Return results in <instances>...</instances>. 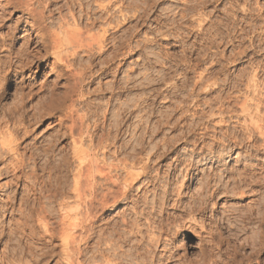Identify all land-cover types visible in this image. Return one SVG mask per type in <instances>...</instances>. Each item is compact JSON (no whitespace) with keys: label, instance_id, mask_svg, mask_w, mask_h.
Returning <instances> with one entry per match:
<instances>
[{"label":"bare ground","instance_id":"obj_1","mask_svg":"<svg viewBox=\"0 0 264 264\" xmlns=\"http://www.w3.org/2000/svg\"><path fill=\"white\" fill-rule=\"evenodd\" d=\"M132 1L134 0H128V1L126 0H66L63 5L61 4L58 5L57 4L58 0H46V1L0 0V179L5 177H7L8 179L6 182H4L5 183L4 187L6 188L5 190H3L4 193L6 192L5 194L6 198H3L5 199L2 200L3 205L2 206L0 205V245L2 246L4 245L6 248V250L1 249L0 251V264H37V262L40 263L44 262L46 264L50 257L53 258L56 257L55 264H85L86 261H91L95 264L96 262L97 264H167V263H171L172 261L171 259L175 256L174 250H171L173 249L172 243H173V239H175V236L181 235L182 227L190 230L194 229V225H192L194 221L193 222L191 221L192 223L191 222L185 223L184 221L183 222L180 221L181 223L177 224V227L174 228V230H171L172 222L176 223L178 218L176 215L166 212L167 211L166 204L168 202L169 197L174 195L178 197L181 196L180 189L175 187H170V184H172L174 181L176 182L180 181L178 180V177L179 176L181 177V175L183 177L186 174L189 176L190 171L192 169V166H190V164H192L193 162L189 163L188 165L189 167L183 165L182 168L184 170L183 171L180 170V175L178 174L179 175L178 176L176 174V170L179 164L181 163V161H179V163L177 164L178 166L175 165V168H173L175 172L171 173L169 171L165 177L162 175L164 177V180H162L163 184L161 187V191L155 194L156 196L152 195L154 201L152 202L150 200L151 198L149 200L147 199L148 198L147 194L150 191L149 187L150 186L154 187L155 184L152 174L153 172H155L156 169L154 164L151 163L156 161L155 165L157 164L159 165V162L161 163V161L167 158V155L169 153L173 152V150H171L170 148V145H168V141L170 139L162 142H157L156 140L155 142H152V140H150V137L154 136L153 133L158 134L161 131L163 132L162 129L165 127L166 124H168L169 117L166 119L167 116L164 118V115H162L163 113L165 114V112L163 111L161 115L158 112V115H160V117L155 116L156 120L154 121L156 122V124L151 122L153 113L152 112L149 113V111L151 107L150 104L152 102L150 103L148 101L150 104L147 102L148 100L146 96L147 93L145 92L146 95L145 94L144 95L146 97L143 96L144 97L143 101L140 99L142 102H140L139 105L133 104L134 106L131 107L127 106L124 112H122L121 110H120L121 112H119L118 110L119 108L117 109L118 112L117 110L115 111L116 107L112 105L111 108L109 109L107 108V110L103 111L104 113L100 121L97 120L92 121L94 118L93 119L90 118V111H89L90 109L88 110L86 107L88 106L87 104L89 103L88 98L83 99L84 92L82 91V88L85 84L84 73L77 69L78 67L77 64H79V60H77L78 56H77V51H75L76 49L75 47L86 45L90 48V51H92L90 45H92L93 42L98 46L97 47L98 49L97 48L95 49L101 52L102 49L104 50L107 43L109 44L110 42H113V44L115 45L117 44L118 40H116L115 37L116 35L114 36L115 32L109 31L110 29H108L109 27L108 26L107 28H103L100 34L91 35L92 33L91 34L89 33L91 36L88 35V37H86L83 36L84 35L83 32L79 29L75 30L73 27L72 28L74 30L66 29V27L63 26V24L64 21L65 22L67 21V19L65 20V18L60 15L57 17L58 19L57 24L58 27L61 28L63 26L65 28L64 35L66 37L65 41H67L66 45L67 43H69L72 46L71 47L72 50H71L69 48L67 49V47L64 46L65 43V41H63L64 38L61 39L63 43L62 41L59 42L61 38L59 36V32H58L59 30L56 32V30L54 29V26L56 24L54 14L56 12L62 14L63 7L67 8V10L69 11L70 14L68 18L72 20L71 22L74 23L75 25H77L80 22H84V25L86 26V30H88L87 28L88 26L90 29V26L91 27L93 25L95 26L96 22L100 23L99 21H101L102 24L106 23L107 25H111V23H113V21L116 20L115 17L118 16V14L124 16L123 22L126 21L125 23L126 25H128L127 23H129V20L133 17L129 15L130 13L128 14L122 12L125 9L129 10L132 8V6L134 5L132 4ZM204 1L206 2V0ZM148 4L149 3H147V5ZM189 4H191V2H189ZM199 5H200V1H199ZM198 6H196L195 8H197ZM249 7L246 6L245 3L243 4L237 2V0L232 3V8H235L234 11L242 14L241 18L238 17L240 20L239 22L241 23L240 25L245 23V25L249 27L254 26L255 28H257L258 26L256 27L255 21H258L261 17V19L264 22V10L261 7L259 8L257 6L259 10H257L256 13H254L255 10L253 11V9ZM77 8L78 10H76ZM134 9L132 8V10ZM140 9L142 10L141 7ZM147 10L148 7H145L143 9L142 14L144 15L142 19L140 18L142 23L144 21V17L147 15V13L150 12V11L147 12ZM226 10H228V8ZM13 12L18 13L16 15L17 16L16 18L15 17L12 18ZM134 13L136 14V12ZM200 14L195 13V15L198 16V18H200ZM233 14L234 17L232 16L231 17L233 19H236L235 18L236 13ZM186 15L184 13V15H182V18L184 19V16L186 17ZM195 15L194 16L191 15L192 18L194 17V19H192L194 21H196V19L198 20L197 17L195 18ZM139 16H141V14ZM180 16H178V18H173V14H172V18L175 20L179 19ZM226 16H228V14L225 15V17ZM182 18L180 17L181 21ZM134 20H137V18L135 17ZM236 20L234 21L232 20L233 23ZM134 23L136 24V21ZM172 25H175L174 22L172 23ZM116 26L119 27L118 22L114 23L112 27L114 28ZM261 26H259V28H261ZM241 27H239L238 29L239 31L241 29L240 33L243 31V28ZM211 28H213V25L212 27H210V29ZM255 28H253V30ZM129 29H130V25H128V27L124 29L125 31L123 30L124 33L122 34H125V32L130 31ZM214 29L216 31L214 34H218L219 33L218 25ZM21 30H24V32L22 31L23 34L21 35L20 33L19 35V32ZM83 31L85 30L83 29ZM261 31L262 30H260V33ZM174 32L177 33V31H173L172 33ZM183 32L184 30L182 31V33ZM118 37L119 39H123L122 36L121 37L118 36ZM83 38L85 39L84 42H83L84 40ZM211 38L213 39V37ZM130 40H131V36H130V32H128L126 33L125 40H123V42L124 41L127 42L126 44L127 56L132 52V49L130 47L131 46ZM204 40L206 41V39ZM226 41L228 40L226 39ZM251 42L253 43V41ZM251 42L249 47L254 49L255 46L251 44ZM76 43L78 44L76 45ZM117 45H119V43ZM135 47L136 46H134V48ZM240 48L238 49L232 48L231 56L233 57L235 56L239 57V55L243 56V54L245 53V49H240ZM246 50L248 49L246 48ZM262 50H264V48H262L260 51ZM263 60L261 61L263 62ZM37 63H42V64L44 63L47 64V66L49 65L51 68L49 70L50 72L48 75L56 74L57 77H60L64 81V85L63 83L61 84L64 87V91L61 95L63 100L66 99L67 104L64 107V112L59 116L57 124L60 127V129L56 134L57 138L54 139L58 140L62 137L69 139V141L63 144L62 147L59 148L58 150H56L55 144L53 143L50 144V142H47L49 144L45 145L44 146L45 148H40L29 144H25L24 146L22 145L23 141L26 138H28L30 135L31 132L30 129H32L29 128L31 126V120L35 121L36 118H38L37 117L38 114L40 113L39 112L40 110L38 111L39 113L35 112L36 114L33 112L29 113V109H26L27 107L25 108L24 106L26 104L24 102V99L27 98L24 96L28 95V97L31 98L33 96V93L31 92L33 90L31 91L27 89L26 91L28 93L24 91L25 94L24 92H20L21 93L20 94L18 92L19 90H17V88L15 87L14 89H16L17 91L13 89V91H16V94L14 92L13 93L16 96L20 95V97L18 96L19 98H17L12 93V95L15 96L13 102H11L10 104L2 103V101L6 99L5 97L7 96L9 89H11L12 86L11 84L15 81V77L26 70H31L34 67V65L35 67H37ZM260 63L255 62L254 66H252L253 65L252 63L251 66L253 68L252 70H250L247 76H244L246 74L245 73L234 77L232 76L228 78L230 79L229 81H227L226 79L225 80L222 79L223 83L227 82L228 87L227 86L226 87L228 89L227 88L226 89L232 91L228 92L225 89L227 92H224L223 94H219L223 90L222 91L220 90L221 92H218V94L215 91L217 97L215 96L216 97L215 98L213 95L214 99L213 97H210L209 102L202 100L205 96L203 98H200L201 94L199 93L203 88L205 90V87L207 88V86H209L210 83H213L212 89L213 87L217 86L214 85L217 81L216 78L217 76L214 77L215 70L214 72L212 71L211 73H209L210 75L207 73L209 76L203 75L202 74L203 72L200 73L199 75L197 74L198 78L196 81L187 80L188 82L193 81L192 83L193 92L197 88L201 90H199L200 92L198 91L197 93L196 92L192 93L191 91L190 94L194 96V98L191 100L192 101L191 104L184 103L182 106H180L179 109L181 110V112H179V116L177 117L176 115L174 121L172 120L171 122H173L172 125H179L180 121L187 118V115H185L184 112L190 111V107L191 109L192 107H194L192 110L193 112L190 115L191 117H193L192 118L193 121L192 122L190 121V123H185L189 125L188 127H190V129L188 130L189 133H192L197 128L200 129V132L198 131L199 133L197 137L190 140L191 141L190 144H192L193 146V149L191 147L192 149L191 152L195 151V149L199 150L200 152L206 149L208 150L207 152H209V154H215V152L219 148L224 149V147L233 145L230 149H232L233 147L251 148L256 152L264 153V63L261 64ZM103 70H106L105 67L101 69V72ZM20 76L22 77V75ZM162 77L163 76H161V78ZM92 80L93 78L88 82L91 83ZM218 81L220 80L218 79ZM44 84L43 86H45ZM48 84H46L47 87L46 86L45 87L48 89L50 96L51 95L54 96L53 94H55L56 87L55 85H48ZM27 88L30 87L27 86ZM31 88H32V83H31ZM184 88L186 89V87ZM184 88L183 90L181 91L179 90V91L180 92L184 91L185 90ZM36 89L39 90V87ZM157 89L154 91H157ZM210 90L211 89H209V91ZM17 92L19 93L18 95ZM149 92L152 93L151 91ZM149 92H148L149 99L152 96L157 95L156 93L150 94ZM204 92L202 91V93ZM117 93L119 92L117 91ZM205 94L207 93L205 92ZM188 95L189 94L185 95L183 99L190 101V99H188L189 97H187ZM108 99H111V97ZM56 102L58 103V101ZM144 102H146V104H144ZM174 110H175V106H174ZM101 114L102 113H100V115ZM39 116H41V113L39 114ZM185 124H181L182 127H185ZM152 127L157 128V130L151 132L150 129ZM136 131L140 133L138 134L137 137L135 136L133 138L132 135H134L133 133L134 132L136 133ZM183 131L184 130H182V132ZM187 132L185 131L183 133V136L180 135L181 138H183L182 141H180L181 143L182 142L188 143L187 136H185ZM206 138H211L212 142L210 144H207V142H204ZM199 145L201 146L199 147ZM161 147H163L162 148L163 150L159 151V148ZM39 157L42 158L44 157V160L42 159L43 163L41 162L42 164L41 163L39 164V159H40ZM163 165L164 164L162 162V164H160V167ZM48 168L51 171L55 170L59 172V175L58 176L56 175L57 176L56 179L52 182L50 180H45L43 178L42 179L40 178L42 177V174H40L39 171L42 172L47 171L50 173ZM158 168L159 166L157 167V169ZM2 184L3 183H1V185ZM1 185H0V190H2L3 188V186L1 188ZM135 189H136V193L133 195L132 193ZM205 192L208 191L206 190L202 192L204 195L200 194L202 195L203 198L204 197L211 198L214 197L215 195V190L210 191L209 194ZM121 201H125V202L131 201L132 203L130 212L126 214V216L123 217L120 221V224L125 225V227H127L128 230L123 229L122 231L121 228L117 227L119 229L117 230L115 229V231L113 232L116 235L115 236L116 238L113 243L115 247L114 252L112 251L113 254L106 255V251L104 248H100L96 250L97 255H94L95 251L93 252V250L92 252L94 254L92 255L89 254V249L91 245V244L89 245V242H91V240H93V238L97 236L99 232L96 229V225H95L100 217L99 214H101V212L103 213V211L106 210V208L109 205H117ZM178 203H179V199L175 201L174 206L176 207ZM200 209L202 210L204 209V207L202 206L200 207ZM7 213L10 214V217L7 219L8 223H6ZM17 214H19L18 216L20 220L18 219L15 220V218H13V216ZM125 231L128 232L126 235L124 234ZM18 233L20 234V236H18L19 235ZM14 236L18 237L16 240L17 245L15 244L16 246L9 247L11 246L12 243L11 241L14 240L13 239ZM29 237L48 238L49 242L48 243L44 242L45 244L43 245V247L36 248L34 244H31L33 242H29V243L27 242V238ZM41 240L39 241L41 242ZM39 241L37 243H40ZM54 241H59V242L57 244H53ZM261 242L263 243V238ZM124 243L129 246L126 252L124 251V249L122 250L123 247L122 244ZM57 249L59 250L56 251ZM25 256H28V258L30 257L29 259L31 260V262H29L30 261L29 259L26 262L27 259ZM36 260L38 261L36 262Z\"/></svg>","mask_w":264,"mask_h":264},{"label":"rangeland","instance_id":"obj_2","mask_svg":"<svg viewBox=\"0 0 264 264\" xmlns=\"http://www.w3.org/2000/svg\"><path fill=\"white\" fill-rule=\"evenodd\" d=\"M44 1H46V0H44ZM65 1L66 0H58L57 4L63 5L65 3ZM126 1H128V0H126ZM137 1H139V2H137ZM147 1H150V2H147ZM199 1H200V5H199ZM234 1H236V0H232V1L231 0H217V2H216V0H206V2L204 0L203 1L202 0H198V1L193 0V2H192V0H190V1L181 0V2H180V0H153V1L152 0H143V2L145 3L144 4L142 2V0H134V1H132V4H134L132 6V8L134 9V7H135V9L134 10H132V8L129 10L125 9L122 12V13H128V14L130 13L129 15L133 17L129 20V23H127L128 25H130V29H129L130 31L125 32V34H122V33H124V31H125L124 29H126L128 27V25H126V23H125L126 21L123 22L124 16L121 14H118V16L115 17L116 20H114L113 23H111V25L113 26L114 23L118 22L119 27L116 26L113 28L111 25H107L106 23L102 24L101 21H99L100 23L96 22L95 26L94 25L92 27L90 26V29L88 26L87 27L88 30H86V26L84 25V22H80L77 25L72 23L71 22L72 20H70L68 18L70 13L67 10V8H65V7H63L64 9L62 8V11H63V12L61 11L62 14H59L58 12H56L54 14L55 15V21H56L54 29L56 30V32L59 30L58 31L59 36L61 37L59 42H61L62 41L61 39H63V38H64L63 41L66 40L65 39L66 37L64 35V29H65L64 27H66V29H68V30H70V29L72 30L73 28L75 30L79 29L83 32V34H84L83 36L88 37V35L91 36V35L100 34L102 32L103 28H107L109 26L108 27V29H110L109 31L115 32L114 36L116 35L115 36L116 40H118L117 44L119 43V45H120V47H119V45H117V44L115 45V44H113V42H110L109 44L107 43L104 50L102 49L101 52L95 49L98 46L93 42H92V45H90L92 51H90V48L86 45H84V46L82 45L83 47L82 46H80V47L76 46L75 47L76 48L75 51H77V56L78 57L80 56L79 58L77 57V60H79V64H77L78 67L77 66L76 67L79 71H82L84 73V79H85V84L82 88V91L84 92L83 99L88 98L89 103L87 104L88 106H86V107L88 110L90 109L89 110L90 111V118H92V119L94 118L93 120L91 119L92 121H96V120L100 121V119H102V116L104 113L103 111L107 110V108L108 109L111 108L112 105L114 107H116L115 111L119 108L118 109L119 112H121V111L124 112V110L127 108V106L131 107L134 105H139V103L142 102L144 100L143 98L146 96L148 99L147 102L148 101L150 103L152 102L151 104L148 102L151 106L149 113H151V112L153 113V117L151 119V122L156 124V122L154 120H156V117H160V115L163 113V111L166 114V115L164 113L162 114V115H164V118L166 116H167L166 119L169 117L168 118L169 121L167 120L168 124H166L167 126L165 125V127L162 129L163 132L161 131L158 134L153 133L154 136H151L152 138L150 137V140H152V142H155V140L157 142H162V141L170 139L168 141V145H170V148H171V150H173V152L169 153L167 155V158H165L163 161H161V163L159 162V165L158 164L155 165L156 161L151 163V164H154L155 169H156L155 172H153V174H152L155 184H154V187L153 186L149 187L150 191L147 194L148 195L147 199L149 200L151 198L150 200L152 202L154 201L153 196H156L155 194H157L161 191V187L163 184L162 180H164V177L167 175V173L169 171L171 173L175 172L173 168H175V165L178 166L177 164L179 163V161H181L180 164H182V165L179 164V166H178L179 170H178V168L176 170L177 175L178 174L180 175V170H182V171L184 170L182 168L183 165L188 166L190 162L191 163L193 162L192 164H190V166H192V169L190 171L189 176L187 174L185 175L186 177L185 176L183 177L182 175L180 177L178 175L179 176L178 180H180V181H177V182L174 181L172 183L173 185L170 184V187H175V188L180 189L181 196H179L180 198L176 195L169 197L168 202L166 204V208H167L166 212L172 213L173 215H176L178 218L176 223L172 222L171 230H174V228L177 227V224H180L183 221L185 223L194 221L193 223L191 222L192 225H194V229L190 230V229L182 227L181 235L175 236V239H173V243H172L173 249H171V250H174L175 256L171 259L172 260L171 263H167V264H201V263L202 264H264V153L256 152L255 150H252L251 148H241V147L240 148L239 147L234 148L233 147L232 149H230L233 145H230L228 147H224V149L219 148L220 150L218 149L215 152V154H209V152H207L208 150H206V149H204L202 152H200L197 149H195V151L191 152L193 149V146H192V144H190L191 143L190 140L197 137L198 133L200 132V129L197 128L192 133H189L188 130L190 129V127H188L189 125H187L185 123H190V121L191 122L193 121V119H192L193 117H191L190 115L193 112L192 110L194 107H192V109L190 107V111L184 112V114L187 115V118L182 120L183 123H182V121H180L179 125H172L173 122H171L172 120L174 121V119L176 118V115H177V117L179 116V112H181V110L179 109L180 106H182L184 103L185 104L186 103L191 104V102H192L191 100L194 98V96L192 94H190L192 91V88H193L192 83H193V81L197 80L198 75L200 73L203 72L202 73L203 75H208L209 73H211L212 71L214 72V70H215V72H214L215 76L214 77L217 76L216 77L217 81H218V79L220 80V81H218L219 83L216 81V83L214 84V85H217L218 87L217 86L213 87V89H212L213 83H210L209 86H207V88L205 87V90H204V88L202 90L197 88L194 92L192 91V93H195V92L197 93L199 90H201V92L199 91L200 92L199 94H201L200 98H203L205 96L204 98H207V99L203 98L202 100L209 102L210 97H213V95H214V97L215 96L217 97L218 92H221L222 90L223 91L219 94H223L224 92H227V91L228 92L232 91V90H227L228 89L227 88L228 87L227 82L223 83L222 79L223 80L226 79L227 81H229L230 79H228V78H230L232 76L234 77L237 75L245 74V73L246 74L244 76H247L248 73L250 72V70H252V68H253L252 66H254L255 62L256 63H260V62L264 63V60H263L264 50L260 51L262 48H264V37H263L264 36V28H262V27H264L263 26L264 22L260 17V19L258 21H255L256 27L258 26L257 28H255L254 26L249 27V26L245 25V23L240 25L241 23L239 22L240 21L239 18L242 17V14L234 11L235 8H232V3ZM189 2H191L192 6H191V4H189ZM237 2H240L243 4L245 3V5L248 7L250 6L249 8L253 9V11L255 10L254 13H256L260 7L264 10V4H263L264 0H262V1L261 0H241V1L237 0ZM147 3H149V4L147 5ZM186 5H188V6H186ZM196 6H198V7L195 8ZM257 6L259 8H257ZM140 7L142 8V10L140 9ZM145 7H148L147 12H149V11L150 12L149 13L146 12L147 13V15L145 16L146 18L144 17V21L142 23L141 19L144 15L142 13H143V9ZM223 7H224V9H223ZM187 8H188V10H187ZM227 8H228V10H226ZM76 10H78V8ZM138 10H139V12H138ZM130 11H132V12H130ZM134 12H136V14ZM182 12H183V14H182ZM200 12H201V14H200ZM232 12L236 13L238 15L237 16L235 14V16H236L235 18L238 20L232 18V17H234V14ZM133 13H134V15H133ZM184 13H185V15L188 13L186 15V17L187 16L188 17L186 18L184 16V19H183L182 15H184ZM195 13H199L201 19L198 18V16H196ZM226 13L228 14V16L225 17V15H227ZM17 14H18L17 12H15V13L13 12L12 18H14V17L16 18ZM140 14H141V16H139ZM172 14H173V18H178V16H180V14H181L180 17L182 18V21H181L180 17H179V19H176V20L173 19ZM60 15L62 17H64L65 20L67 19L66 22L68 23L67 24L64 21V24H63L64 27L62 26L61 27L62 29L60 27H58V24H57V21H58L57 17ZM170 15H171V18H170ZM191 15L192 16L195 15V18L197 17L198 20L197 19H196V21L192 20V19H194V17L192 18ZM135 17L137 18V20H134ZM221 17H222V19H221ZM228 17H230V18H228ZM154 18H156L157 20ZM189 19H191V20H189ZM224 19H226L227 21ZM184 20H185V22H184ZM232 20L233 21L236 20L239 24L236 21L233 23ZM135 21H136V24L134 23ZM199 21H200V23H199ZM228 21H229V23H228ZM173 22L175 25H172ZM168 23H170V24H168ZM185 23H186V25H185ZM197 23H199L201 25H199ZM258 23H259V25H258ZM137 25H138V27H137ZM179 25H181V26H179ZM212 25H213V28L210 29V27H212ZM217 25H218L219 33L214 34L216 32L214 28H216ZM110 26L112 27V29ZM201 26H203V27H201ZM241 26H243V27H241ZM259 26H261V28H259ZM132 27H135V28H132ZM174 27H176V28H174ZM232 27H233V30H232ZM239 27L243 28V31L241 33H240L241 29H240V31L238 30ZM119 28H121V29H119ZM158 28H159V30H158ZM253 28H255V29L253 30ZM83 29L85 31H83ZM131 29H132V32H131ZM160 29H162V30H160ZM183 30H184V32L182 33ZM260 30H262L261 33H260ZM22 31L24 32V30H21L19 32V35H20V33H21V35L23 34ZM171 31L172 32L177 31V33L174 32V33H176V34H174ZM245 31H246V33H245ZM128 32H130V36H131V40H130L131 46L130 47L132 49V52L127 56V53H126L127 52V48H126L127 42H125V41L123 42V40H125L126 33H128ZM161 32H163V33H161ZM238 32H239V34H238ZM89 33L90 34L92 33V34L90 35ZM184 34H185V36H184ZM127 35H129V34H127ZM118 36H120V37L122 36L123 39H119ZM210 36L213 37V39ZM182 39L183 40L185 39V40L183 41ZM204 39H206V41ZM210 39H211V41H210ZM226 39L228 41H226ZM141 40H142V42H141ZM63 41H62V43H63ZM84 41H85V39L83 40V42ZM215 41H216V43H215ZM251 41H253V43ZM257 41L259 42V44ZM261 41H263V42H261ZM66 42L67 41H65L64 46L67 47V49L69 48L72 50V48H71L72 46L69 43H67V45H66ZM212 42H214V43H212ZM250 42H251V44H253L255 46L254 49L249 47ZM19 43H20V41H19ZM120 43H122V44H120ZM138 43H139V45H138ZM77 44L78 43H76V45ZM189 44H191V45H189ZM134 46H136V47L134 48ZM199 48H201V49H199ZM232 48H234V49H238V48L245 49V53L243 54V56L239 55V57L238 56L233 57V56H231L232 55L231 54ZM246 48L248 50H246ZM94 51H95V53H94ZM96 52L99 54H97ZM117 52H119V53H117ZM204 53H206V54H204ZM199 54H200V56H199ZM228 54H230V55H228ZM106 56H107V58H106ZM178 57H179V59H178ZM112 58H115V59H112ZM90 59L92 60V62ZM111 59H112V61H111ZM260 59L263 60V62ZM207 60H208V62H207ZM252 61H254V62H252ZM252 63H253V65H252ZM90 64H92V65H90ZM104 67L106 70H103L101 72V69ZM50 68L51 67L49 65L47 66V64L37 63V67H35V65H34V67L31 70H26L23 73L17 75L15 77V81L11 84L12 85L11 89H9V92H8L7 96L5 97L6 99L2 101V103H4V104H8V103L10 104L11 102H13V100L16 96L15 94H16L17 90H19L18 91L19 93L24 92L27 89H29L31 91L33 90L31 92V93H33V96L31 98L28 97V95L24 96V97H27V98H25L26 100L24 99V102L26 103L24 106H25V108L27 107L26 109H29V113H31V112L37 113L40 110L39 112L41 113L42 117L39 116L40 113L38 112L39 113L37 116L38 118H36L37 121L31 120V126L29 128H32V129H30L31 132H30L29 137L23 141V143H22L23 146L25 144H29L32 146L45 148L44 146L49 144L47 142H50V144H52V143L55 144V148H56V150H58L59 148L62 147L63 144H65L66 142L69 141V139L62 138V137L58 140L54 139V138H57L56 134L60 129V127L57 124L59 116L64 112V107L66 106L67 101H66V99L63 100L62 95H61L64 91L63 79H61L60 77H57L56 74L48 75L50 72L49 71ZM184 68H185V70H184ZM169 69H171V70H169ZM204 73H206V74H204ZM20 75H22V77ZM160 75L163 77L161 78ZM223 77H225V78H223ZM92 78H93L92 82L91 83L88 82ZM160 79H162V80H160ZM187 80H193V81L188 82ZM17 81L18 82L20 81V82L18 83ZM31 83H32V88H31ZM62 83H63V85H61ZM188 83L190 86L188 85ZM14 84H15V86H14ZM23 84H25V85H23ZM43 84L45 86H46V84L55 85L56 88H55V94H53L54 96H52V95H51L52 97L50 96V93L48 92V89L46 88L47 86L45 87V86H43ZM186 84H187V86H186ZM220 85H221V87H220ZM19 86L20 87L24 86V87L23 88L21 87L22 88L21 89ZM27 86L30 88H27ZM15 87L17 88V90L14 89ZM38 87H39V90L36 89ZM184 87H186L187 90ZM155 88L156 89L158 88L157 91H154V90H156ZM183 88L185 90L180 92L181 90H183ZM217 88H219V89H217ZM13 89L16 91H13ZM94 89H96V90H94ZM122 89H123V91H122ZM209 89H211V90L209 91ZM87 90H88V92H87ZM117 91L119 93H117ZM149 91H151L152 93H150ZM202 91L203 92L205 91L207 94H205V92L202 93ZM215 91L217 92V94ZM18 92H17V95L19 94ZM145 92L147 93V95ZM148 92L150 94H154V93L157 94L156 96L151 97V98L154 97L153 98L154 101L151 98L149 99ZM12 93L15 96H13ZM26 93H28V92L26 91ZM58 93H59V95H58ZM24 94H25V92H24ZM132 94H133V96H132ZM187 94H189L187 97H189L188 99H190V101L183 99V97H185V95H187ZM18 96L20 97V95H18ZM18 96H16V97L19 98ZM30 96H31V94H30ZM59 97H61V98H59ZM110 97H111V99H108ZM214 97H213V99H214ZM49 99H51V100H49ZM60 99H61V101H60ZM89 100H91V101H89ZM183 100H185V101H183ZM56 101H58V103ZM109 101H112V102H109ZM135 101H136V103H135ZM47 102H49V103H47ZM55 102H56V105H55ZM181 102H182V104H181ZM50 104H51V106H50ZM127 104H129V105H127ZM144 104H146V102H144ZM47 105H49V106H47ZM174 106H175V110H174ZM33 107H34V109H33ZM83 108H85V107H83ZM118 110H117V112H118ZM47 111H49V112H47ZM158 112L160 115H158ZM100 113H102V114L100 115ZM91 116H93V117H91ZM95 117H96V119H95ZM184 120H185V122H184ZM32 123H34V124H32ZM181 124H185V127H182ZM174 126H176L177 128ZM140 130H138V131H140ZM156 130H157V128H153V127L150 129L151 132H154ZM182 130H184V131L182 132ZM138 131H136L137 134L135 132L133 133L134 134V135H132L133 138L135 136L136 137L138 136V134L140 133ZM185 131L186 132L188 131L185 134V136H187L188 143H186V142L181 143L180 141H182V139H183V138H181V136H183V133ZM151 132H150V134H151ZM204 142H207V144H210L212 141H211V138H206L204 140ZM171 143H172L173 147H172ZM258 143H261V142H258ZM200 146L201 145H199V147ZM191 147H192V149H191ZM162 148L163 147L159 148V151H162L163 150ZM192 153H193V155H192ZM39 158H40L39 159V164H40L44 160V157L43 158L39 157ZM162 162L164 165L160 167V164H162ZM158 166H159V168L157 169ZM48 170H49V168H48ZM49 171H50V173L47 171L46 172L39 171V173L42 174V177H40V178L41 179L43 178L45 180H50L51 182L54 181L56 179V177L59 175V172L55 171V170H52L53 172L51 170H49ZM5 178L0 179V185H1V183H3L1 185V188H2V186H3V188H2V190H0V197H1L0 198V205L1 206L3 205L2 200H5L3 198H6V196H5L6 192L4 193L3 190H5V188H6V187H4V184H5L4 182H6L8 179H7V177H5ZM211 189L215 190L214 197H211V198L210 197H207V198L204 197L203 198L202 195H204V194L202 192L207 190L208 192H205V193L209 194V192L212 191ZM2 193H4V194H2ZM135 193H136V189L133 191L132 194L134 195ZM200 194H202V195H200ZM196 196H199V197H196ZM133 197H135V196H133ZM178 199H179V203L175 207L174 206L175 201ZM149 203H150V201H149ZM202 206L204 207V209L201 210L200 207H202ZM131 207H132L131 201L130 202L121 201L117 205H109L106 208V210L103 211V213L101 212V214H99L100 217L95 224L96 229L99 232H98V235L95 236L93 238V240H91V242H89V245L93 244L92 246L90 245L89 254L92 255L95 253L94 255H97L96 250H98L100 248L105 249L106 255L113 254L114 249H115L113 243H114V240L116 238L115 237L116 235L113 232L115 231V229L117 230L119 228H121L122 231H123V229L128 230L127 227H125V225L120 224V221L123 217L126 216V214H128L130 212ZM192 208H193V210H192ZM60 213H62V212H60ZM18 215L19 214L14 215L13 218H15V220H17V219L20 220ZM6 217H7L6 223H8L7 219L10 217V214L7 213ZM117 227H119V228H117ZM127 233L128 232L125 231L124 234L126 235ZM15 236H17V235H15ZM15 236L13 238L14 240L11 241L12 242L11 246H9V247H12V246L14 247L17 245L16 240L18 237H15ZM18 236H20V234ZM262 238H263V243L261 242ZM41 239H43V240H41ZM35 240H36V242H35ZM39 240H41L42 243ZM38 241L41 244L37 243ZM27 242L28 243L33 242L31 244H34V246H36V248H41V247H43V245L45 243H48L49 241H48V238L29 237V238H27ZM58 242L59 241H54L53 244H57ZM257 244H258V246H257ZM37 246H39V247H37ZM122 246H123L122 250L124 249V251L126 252V250L129 246L125 243L122 244ZM0 247H2V248H0V251H1V249L6 250L4 245L3 246L0 245ZM58 250L59 249H57L56 251H58ZM92 250H93V252L94 251L95 252L93 253ZM184 252H186V253H184ZM25 257L27 259L26 260V262H27L30 257L29 258H28V256H25ZM55 258L56 257H54V258L50 257L46 264H55V260H56ZM196 260H197V262H196ZM37 261L38 260H36V262ZM29 262H31V260ZM39 263L40 262H37V264H39ZM43 263L44 262H42L40 264H43ZM85 264H95V263H93L91 261H86ZM96 264H97V262H96Z\"/></svg>","mask_w":264,"mask_h":264}]
</instances>
